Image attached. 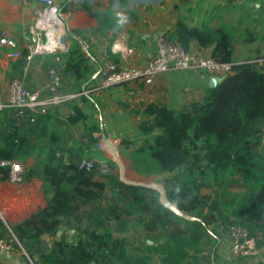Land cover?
I'll return each instance as SVG.
<instances>
[{
	"label": "trees",
	"instance_id": "obj_1",
	"mask_svg": "<svg viewBox=\"0 0 264 264\" xmlns=\"http://www.w3.org/2000/svg\"><path fill=\"white\" fill-rule=\"evenodd\" d=\"M90 14L98 21L96 32L121 28L105 13ZM169 36L187 51L193 42L201 48L214 46L211 56L232 63L233 71L222 83L207 89L202 101L180 109L151 103L136 110L125 105L145 120L138 125L142 138L122 141L120 152H128L138 175L162 177L159 182L167 199L202 222L176 215L161 204L157 190L126 185L118 173L100 181L95 172L81 170L65 156L62 136L49 128L51 111L21 116L16 109H6L0 113V146L4 148L18 137L22 146L14 157L1 160L15 158L24 163L38 151L27 175L40 184L47 198L46 207L13 227L15 237L32 259L42 237L56 235L62 224L73 228L78 238L70 244L62 236L52 251L39 248L34 264H152L155 256L161 264H189L197 256H201V264H215L222 235L231 226L259 236L264 246V65L234 60L235 43L264 41V35L252 26L236 34L225 25L199 27L179 21ZM47 57L60 58L48 65L59 68L74 91L82 92L93 76L90 58L77 40L66 52ZM71 110L67 124L85 123L86 146L98 145L100 138L94 133L99 126L87 123L90 117L78 105L72 104ZM236 186L243 191H233ZM107 192L112 195L104 204ZM145 215L148 219L139 224L150 233L158 232L163 240L134 246L125 235L132 229L131 217ZM84 221L87 226L83 228ZM7 233L0 220V240Z\"/></svg>",
	"mask_w": 264,
	"mask_h": 264
},
{
	"label": "crops",
	"instance_id": "obj_2",
	"mask_svg": "<svg viewBox=\"0 0 264 264\" xmlns=\"http://www.w3.org/2000/svg\"><path fill=\"white\" fill-rule=\"evenodd\" d=\"M57 3L66 30L71 33L68 37V48L77 40L90 58L94 71L92 78L86 83L90 89H94L100 79V70L106 60L105 53L109 54L120 68L144 66L157 52V36L164 32H173L179 21L199 27L225 25L232 28L236 34L252 26L264 35V0H57ZM40 6L36 0H29L26 6L10 0H0V32L6 31L17 41L22 57L27 52L26 47L31 36L30 27ZM90 11L107 14L117 25L120 24L116 14L122 12L129 17V22L120 25L119 30L112 26L102 34L96 32L98 21ZM213 49L214 46L201 48L196 42L190 47L191 52L200 56H211ZM10 53V49L0 50V101L9 98V83L16 76L22 77L32 89L44 87L50 68L48 62L55 60L42 55L27 63L22 57L11 58ZM257 56L260 57L256 58ZM234 60L236 63L249 60L263 66L264 41L258 40L253 44L235 43ZM212 80L213 76L204 71L170 69L160 74L151 85L128 83L96 89L86 98L80 97L71 104L52 110L51 119L48 121L49 128L62 136V144L67 150L65 156L69 155L74 164L82 158L111 159L106 145L104 150H100L98 145L91 149L86 146L85 123L80 122L73 126L67 124L72 113V104L78 105L90 117L87 123L95 122L99 126V132L94 133V136L100 138V142H104L107 137L122 150V141H138L142 138L138 133V125L145 120L140 114L129 112L125 105L136 110L151 103L180 109L190 103L202 101ZM65 82L68 84V79H65ZM45 141L44 138L40 139L41 143ZM32 143H35V137H32ZM21 146L19 137L4 148L0 146V160L4 156L14 157ZM95 154L97 155L92 157ZM123 154L127 157L126 177L132 181L144 178L135 172L128 152ZM37 156L38 151L24 163L15 158L11 159L20 163L23 168L22 181L16 185L7 181V169L0 168V220L9 230L2 240L11 246L8 251L0 250V264H27L25 258L32 262L38 260V254L41 252L39 246L52 249L67 232L73 234L75 231L62 224L56 235H44L33 259L15 237L13 227L33 212L47 206V198L40 184L27 175ZM96 179L106 181L98 175ZM108 194L112 195L111 192H107ZM65 240L71 244V241ZM219 253L222 259L217 261L222 260V264H264L262 258L235 260L223 241L219 246Z\"/></svg>",
	"mask_w": 264,
	"mask_h": 264
},
{
	"label": "built area",
	"instance_id": "obj_3",
	"mask_svg": "<svg viewBox=\"0 0 264 264\" xmlns=\"http://www.w3.org/2000/svg\"><path fill=\"white\" fill-rule=\"evenodd\" d=\"M21 5H28L29 0H10ZM41 5L36 11L35 19L30 27V40L26 47L27 63L37 56L51 54L59 48L60 38L66 33V24L61 15L57 0H36ZM157 52L146 65L141 67L120 68L105 53V63L100 70V79L94 89L85 88L82 92L72 90L64 81L59 68L53 66L47 71L48 80L41 89L30 88L22 77L16 76L9 83V98L0 101V113L6 109H16L19 115L47 114L62 105L71 103L84 95H89L96 89H106L116 85L128 83H143L151 85L156 78L170 69H194L204 71L213 77L226 78L233 71V64L220 62L212 56H200L190 50H185L180 43L170 38L168 33H161L156 38ZM10 49L11 58H21L17 41L6 31L0 32V50ZM60 62V58H55ZM132 94V93H131ZM98 148L105 149V143L99 142ZM111 159L82 158L77 163L81 170L95 172L99 177H108L116 173L117 168L112 165ZM0 168H6L7 181L16 185L22 181V165L14 160H0ZM1 176V174H0ZM223 243L228 252L238 259L258 260L262 257L264 246L260 244L259 236L251 235L245 228L231 226L224 234ZM10 244L0 240V250L8 251Z\"/></svg>",
	"mask_w": 264,
	"mask_h": 264
},
{
	"label": "rangeland",
	"instance_id": "obj_4",
	"mask_svg": "<svg viewBox=\"0 0 264 264\" xmlns=\"http://www.w3.org/2000/svg\"><path fill=\"white\" fill-rule=\"evenodd\" d=\"M164 33H166V32H164ZM236 44H239V43H236ZM239 51V50H238ZM238 53V52H237ZM121 150H119V153H120V157L123 159V161H124V165H125V161L127 160V157L123 154V152L121 153L120 152ZM111 160L112 161H114L113 160V157H112V155H111ZM125 167H126V165H125ZM116 173H119V170H118V168H117V171H116ZM125 174H126V170H125ZM162 177H157V178H153V177H151V178H140V179H138V180H136L137 182H144V183H146V184H161L159 181H160V179H161ZM232 190L233 191H239V192H241V191H243V189L242 188H239V187H233L232 188ZM108 198H106L105 200H104V202L105 203H108L109 201H110V197H111V194L109 195L108 194V196H107ZM109 199V200H108ZM131 219H133L132 221L133 222H131V227H132V229H131V231H129L128 233H126L125 235L128 237V239L133 243V245L134 246H144L145 244H148V245H153L154 243H156V242H162V240H163V238H162V236H161V234H159L158 232H155V231H153V232H151L150 233V231L149 230H147L146 228H147V226H145V225H140L139 223H140V221L141 220H144V219H148V216H143V217H131ZM87 226V222L86 221H84L83 222V228L84 227H86ZM77 236V233H76V231H74V233L73 234H71L70 232H67L65 235H64V238L65 239H67V240H69V241H71V243L73 244V243H75L77 240H78V238L76 237ZM222 241H225L224 240V234L222 235ZM221 241V242H222ZM68 242V241H67ZM220 242V243H221ZM54 249V246H53V248L52 249H50V248H45L44 246H40V250L42 251V250H45L46 252H48V251H52ZM207 251L209 252V249H207ZM220 253H219V249H218V259H222L221 257L222 256H220L219 255ZM208 255H209V253H208ZM36 256H37V254H36ZM213 256V255H212ZM200 257L201 256H197V258H195V259H193V260H190V262H189V264H201L202 263V261H200L201 259H200ZM212 258V257H211ZM262 258V257H261ZM235 260H237L238 258H234ZM263 259V258H262ZM233 260V259H232ZM239 260V259H238ZM247 260V259H246ZM25 261H26V263L27 264H34L32 261H30V260H28V259H26L25 258ZM261 263V262H260ZM152 264H161L160 263V261H159V258H158V256H155L154 258H153V260H152ZM215 264H222V260H219V261H216L215 262Z\"/></svg>",
	"mask_w": 264,
	"mask_h": 264
},
{
	"label": "water",
	"instance_id": "obj_5",
	"mask_svg": "<svg viewBox=\"0 0 264 264\" xmlns=\"http://www.w3.org/2000/svg\"><path fill=\"white\" fill-rule=\"evenodd\" d=\"M69 35H71V33L68 30L60 38L61 46L59 48H56V49L52 50L51 54H57V53H60V52H66L68 50V37H69ZM97 76L98 75H96V77ZM224 79L225 78H223V77H213V80L210 83V88L216 87L218 84L222 83L224 81ZM86 87H87V85L85 84L83 86V89H85ZM104 143H105L107 149L110 151V153H111V155L113 157V160H114V162L117 165V168L119 170L118 174H119L121 182H123V183H125L126 185H129V186L145 187V188H151V189L157 190L160 193V202H161V204L164 207H166L167 209H169L170 211H172L173 213H175L176 215L182 217L183 219H185L187 221L202 222V220L197 218V217L186 215L176 205L172 204L166 197V190H165L164 185L156 184V183L155 184H146L144 182H137V181L129 180L126 177L124 161L120 157V153H119V149L117 147V144L113 143L107 137L105 138ZM219 243H220V240H219ZM212 259H214V255L212 256Z\"/></svg>",
	"mask_w": 264,
	"mask_h": 264
},
{
	"label": "clouds",
	"instance_id": "obj_6",
	"mask_svg": "<svg viewBox=\"0 0 264 264\" xmlns=\"http://www.w3.org/2000/svg\"><path fill=\"white\" fill-rule=\"evenodd\" d=\"M116 16H117L118 22L121 26H123L129 22V17H127V15L122 13V12H118L116 14Z\"/></svg>",
	"mask_w": 264,
	"mask_h": 264
}]
</instances>
